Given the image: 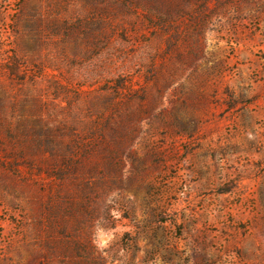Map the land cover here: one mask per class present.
Segmentation results:
<instances>
[{"label":"rangeland","instance_id":"obj_1","mask_svg":"<svg viewBox=\"0 0 264 264\" xmlns=\"http://www.w3.org/2000/svg\"><path fill=\"white\" fill-rule=\"evenodd\" d=\"M0 264H264V0H0Z\"/></svg>","mask_w":264,"mask_h":264},{"label":"trees","instance_id":"obj_2","mask_svg":"<svg viewBox=\"0 0 264 264\" xmlns=\"http://www.w3.org/2000/svg\"><path fill=\"white\" fill-rule=\"evenodd\" d=\"M53 169H55V168H53ZM57 169H58V168H56V170H57ZM57 173L59 174V173H61V171L59 170V172H57Z\"/></svg>","mask_w":264,"mask_h":264}]
</instances>
